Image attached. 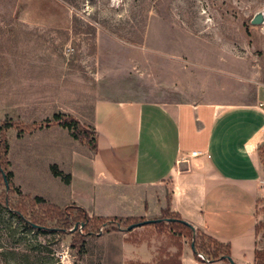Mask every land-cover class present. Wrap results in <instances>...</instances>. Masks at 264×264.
Here are the masks:
<instances>
[{"label":"rangeland","instance_id":"obj_1","mask_svg":"<svg viewBox=\"0 0 264 264\" xmlns=\"http://www.w3.org/2000/svg\"><path fill=\"white\" fill-rule=\"evenodd\" d=\"M258 13L264 0H0V134L6 122L39 126L58 112L88 126L102 99L258 106L264 24L251 23ZM61 131L64 138L15 128L4 136L15 187L63 206L71 189L48 161L57 147L81 144ZM18 201L0 180V264H158L180 236L154 225L91 226L79 252L72 235L23 223L12 211ZM203 236L197 245L208 243Z\"/></svg>","mask_w":264,"mask_h":264},{"label":"crops","instance_id":"obj_2","mask_svg":"<svg viewBox=\"0 0 264 264\" xmlns=\"http://www.w3.org/2000/svg\"><path fill=\"white\" fill-rule=\"evenodd\" d=\"M256 102H264V89ZM72 117L95 129L97 149L77 141L79 147L66 151L57 147V158L48 161L49 170L56 165L71 175L65 185L71 205L90 218H146L169 209L196 234L228 245L234 264H255L256 252L264 250V232L258 230L264 224V112L258 106L102 99L93 104L88 126ZM61 129L33 132L64 138ZM96 209L104 214L94 215ZM174 240L160 261L231 264L203 262L185 237Z\"/></svg>","mask_w":264,"mask_h":264},{"label":"trees","instance_id":"obj_3","mask_svg":"<svg viewBox=\"0 0 264 264\" xmlns=\"http://www.w3.org/2000/svg\"><path fill=\"white\" fill-rule=\"evenodd\" d=\"M51 125H58L68 130L75 141L86 144L92 150L97 149L96 140L94 138L95 129L92 127L88 129L84 128L78 120L69 115L62 113L55 114L51 119H47L44 125L39 126L35 124L17 126L10 122H6L1 128L2 133L0 134V180L4 184L7 192L10 189V191L20 196V201H18L12 209L19 219L31 227L34 225L42 227L43 229L38 230L42 233H46L49 230L59 229L62 233L72 235L73 242L71 247L72 249H77L79 252H82L83 250L86 236L93 233L88 231L91 226L96 227V231L99 232L100 229L107 225H114L116 228H114L113 231H119L121 227L128 228L131 225L145 222L146 220L143 218H90L83 208H80L75 204L66 207H59L47 202L44 198H33L31 195H24L20 189L15 187L12 183L14 174L8 170L10 166L7 158L9 154V144L8 141H6L4 133L11 128L17 129L19 134L25 132L31 133L34 130L49 127ZM51 170L54 177L62 179L66 185L71 184V175H65L57 166H53ZM150 225L157 226L159 233H165L167 227H170L175 234L177 232L180 233V236H178L179 239L182 237L191 239L194 244L193 249L196 256L202 253L212 262L220 260L228 261L227 259L231 258L230 247L228 245L220 244L211 238L203 236V239H206L208 243L202 242L197 245V237L200 234H196L189 224L184 222L179 215L171 213L169 209L164 210L162 212V217L154 220V223ZM75 226H77V229L74 230L75 232H70ZM80 228H82V233L80 232ZM258 230L264 232V224H262ZM173 238L177 239V236L173 235ZM158 264H181V262L178 260V257H172L160 261ZM255 264H264V250L256 252Z\"/></svg>","mask_w":264,"mask_h":264},{"label":"water","instance_id":"obj_4","mask_svg":"<svg viewBox=\"0 0 264 264\" xmlns=\"http://www.w3.org/2000/svg\"><path fill=\"white\" fill-rule=\"evenodd\" d=\"M252 25L253 26H260V25H262V24H264V13H258L254 18H253V20H252ZM169 221V220H168ZM152 223H154V221H145V222H143V223H138V224H134V225H131L130 227H128L127 228V231L128 232H131V231H133L134 229H136V228H138V227H142V226H145V225H150V224H152ZM35 229H37V230H40V229H43L42 227H40V226H36V225H34L33 226ZM77 229V226H75V228H74V230H76ZM192 229H193V227H192ZM194 230V229H193ZM195 231V230H194ZM193 246V248H194V244L192 245ZM194 250V249H193ZM231 264H234L233 263V261L231 260V258H229V259H227Z\"/></svg>","mask_w":264,"mask_h":264},{"label":"built area","instance_id":"obj_5","mask_svg":"<svg viewBox=\"0 0 264 264\" xmlns=\"http://www.w3.org/2000/svg\"><path fill=\"white\" fill-rule=\"evenodd\" d=\"M258 108L264 112V102L258 103ZM199 155H200V153H198V152H194L192 154V156H199ZM197 257H198L199 260H201L203 262H206V263L210 262V260L207 259L206 256L204 254H202V253L198 254Z\"/></svg>","mask_w":264,"mask_h":264}]
</instances>
